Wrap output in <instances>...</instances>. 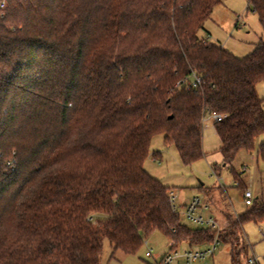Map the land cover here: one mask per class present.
<instances>
[{
	"label": "trees",
	"instance_id": "obj_1",
	"mask_svg": "<svg viewBox=\"0 0 264 264\" xmlns=\"http://www.w3.org/2000/svg\"><path fill=\"white\" fill-rule=\"evenodd\" d=\"M225 0H9L0 18V264H102L104 240L139 252L154 231L172 247L231 246L264 221L262 195L227 229L181 221L145 169L162 134L183 165L205 157L204 116L235 180L264 134V40L245 57L201 37ZM264 28V0H247ZM201 77L200 88H176ZM258 155L264 160V141Z\"/></svg>",
	"mask_w": 264,
	"mask_h": 264
},
{
	"label": "rangeland",
	"instance_id": "obj_2",
	"mask_svg": "<svg viewBox=\"0 0 264 264\" xmlns=\"http://www.w3.org/2000/svg\"><path fill=\"white\" fill-rule=\"evenodd\" d=\"M211 33V42L220 44L237 57L249 55L255 45L264 40V28L258 16L248 10L247 0H225L217 5L211 17L205 22L201 37L207 38ZM259 96L264 100V81L257 85ZM264 107V103H263ZM214 119L206 117L204 127L205 157L192 165L182 164L174 145H166L162 134L156 135L145 160V169L153 177L168 186L175 197L177 212L182 223L196 227H210L206 223L198 224L189 220L184 211L194 197L201 200L197 213L205 220L213 217L218 228L216 233L229 227L230 218L234 220L245 212L247 206L242 199V193L247 188L255 198L262 195V177L264 160L260 159L258 150L264 141V134L256 139L252 152L242 150L237 155L234 167L241 177L236 180L228 168L222 166V155L219 151L220 139L214 128ZM246 170L241 173V170ZM242 242L248 247L244 260L255 256L259 264H264V221L258 224L246 223L241 230ZM213 244L201 247L202 250L212 249ZM200 247H190L182 243L172 247L165 234L154 231L145 240L144 245L135 254H126L121 250L115 251L108 239L104 240L102 264H162L165 257L174 250L184 253L189 249L198 250ZM151 252V256H146ZM244 261V263H245ZM170 264H185L183 257L173 260ZM194 264H232L231 246L218 244L214 254L199 259Z\"/></svg>",
	"mask_w": 264,
	"mask_h": 264
},
{
	"label": "built area",
	"instance_id": "obj_3",
	"mask_svg": "<svg viewBox=\"0 0 264 264\" xmlns=\"http://www.w3.org/2000/svg\"><path fill=\"white\" fill-rule=\"evenodd\" d=\"M9 6V0H0V18H3L5 16V12ZM202 84L201 77L197 75H193L191 80L184 79L180 80L176 83V88H182L185 87L187 90H193L200 88ZM210 116L214 119V122L221 120L222 116L216 113H207L204 116V123L206 120V117ZM246 170V168L241 170V173H243ZM238 182L236 181V185ZM171 199L173 200L175 204V197L173 195V192H170ZM242 199L244 204L248 207L253 205L255 200L254 193L249 190L245 189L242 193ZM201 200L199 197H194L192 201L186 206L184 215L191 221L198 223V224H207L211 228H218L216 221L213 218H209L208 220H205L204 217L197 213L198 208L200 207ZM175 209L176 205H175ZM218 241L215 240L213 243L212 249L202 250L201 247L198 250L189 249L185 251L184 253H179L178 251L174 250L172 253L168 254L165 259L163 260L162 264H170L173 260L177 258L183 257L185 259V264H194L199 259H204L209 256H212L214 254V251L218 245ZM146 256H151V252H147ZM245 264H259L258 259L255 256L248 257L245 261Z\"/></svg>",
	"mask_w": 264,
	"mask_h": 264
},
{
	"label": "crops",
	"instance_id": "obj_4",
	"mask_svg": "<svg viewBox=\"0 0 264 264\" xmlns=\"http://www.w3.org/2000/svg\"><path fill=\"white\" fill-rule=\"evenodd\" d=\"M209 38H211V33H208V37H207V39H209ZM209 41H211L210 39H209ZM220 45V44H219ZM214 125V124H213ZM203 148H204V136H203ZM185 206H187V205H185ZM211 218H213V217H211ZM214 219V218H213Z\"/></svg>",
	"mask_w": 264,
	"mask_h": 264
}]
</instances>
